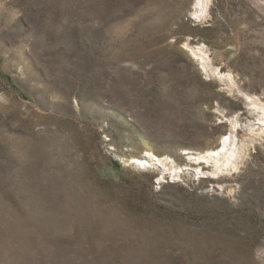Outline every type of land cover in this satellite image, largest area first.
<instances>
[{"label": "rangeland", "instance_id": "1", "mask_svg": "<svg viewBox=\"0 0 264 264\" xmlns=\"http://www.w3.org/2000/svg\"><path fill=\"white\" fill-rule=\"evenodd\" d=\"M194 2L0 0V264H264V135L185 46L264 102V0Z\"/></svg>", "mask_w": 264, "mask_h": 264}, {"label": "bare ground", "instance_id": "2", "mask_svg": "<svg viewBox=\"0 0 264 264\" xmlns=\"http://www.w3.org/2000/svg\"><path fill=\"white\" fill-rule=\"evenodd\" d=\"M211 1L212 0L195 1V10L192 15L197 21H204L208 17ZM188 44L189 42L186 43L185 46L189 48L191 55L196 59L202 70L207 73V76L217 77L222 83H225L232 92H238L240 94L241 92H246V94H243L244 103L248 107L247 110L249 114L258 122L254 124L261 127L259 132L260 135H264V102L259 97L249 94V92L244 90L241 86L237 88L236 81L231 74H222L221 67H217L213 64L211 53L205 45L200 44L199 46L190 47ZM238 126L239 122L237 118L234 117L230 123L229 133L226 136L224 135V138L221 137L218 149L208 150L205 155H199L196 159L197 163L205 162L207 165L213 166L210 174L214 177H218L219 175H231L236 172L243 163L249 148H251L250 146H252L251 142L254 140L250 141L248 137L245 139L240 138L237 132ZM147 154H149L151 161L136 158L133 162L137 163L142 168H146L150 165L149 163H152L154 158H156L158 164L165 169L164 172L170 173L172 180L176 179L175 177H180L179 173L182 167L177 165L173 160L164 156L162 158L156 157L150 152ZM201 170V167L198 168L197 174H199ZM160 181H162V177L158 179V182Z\"/></svg>", "mask_w": 264, "mask_h": 264}, {"label": "water", "instance_id": "3", "mask_svg": "<svg viewBox=\"0 0 264 264\" xmlns=\"http://www.w3.org/2000/svg\"><path fill=\"white\" fill-rule=\"evenodd\" d=\"M194 1H196V0H194ZM194 4H195V2H194ZM195 10V7H192V11H194ZM220 145V144H219Z\"/></svg>", "mask_w": 264, "mask_h": 264}]
</instances>
